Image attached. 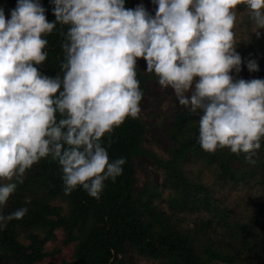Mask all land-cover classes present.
Returning <instances> with one entry per match:
<instances>
[{
	"label": "clouds",
	"instance_id": "clouds-1",
	"mask_svg": "<svg viewBox=\"0 0 264 264\" xmlns=\"http://www.w3.org/2000/svg\"><path fill=\"white\" fill-rule=\"evenodd\" d=\"M17 0L6 18L0 8V206L27 170L42 159L57 162L63 192L82 188L99 199L115 182L126 157L110 159L104 137L138 118L143 91L136 61L143 58L162 88L199 116L204 151L227 148L254 162L264 139V78L234 79L241 71L234 27L238 6L253 34L264 29V0H152L126 8L125 0ZM68 26L61 74L39 71L47 34ZM250 72L258 71L254 60ZM27 212L0 214V230Z\"/></svg>",
	"mask_w": 264,
	"mask_h": 264
},
{
	"label": "trees",
	"instance_id": "trees-1",
	"mask_svg": "<svg viewBox=\"0 0 264 264\" xmlns=\"http://www.w3.org/2000/svg\"><path fill=\"white\" fill-rule=\"evenodd\" d=\"M129 2L125 0V7ZM41 4L46 10L47 20L54 21V6L49 0H41ZM67 27L57 24L52 33L47 34L45 51L48 55L43 64L37 66L40 72L53 77L62 75L60 65L64 53L61 45L64 37L61 33L66 32ZM136 71L139 87L144 92L148 76L140 74L138 69ZM193 119L190 113H181L176 117L170 131L171 157L167 160L158 158L144 148L147 126L139 118H127L110 138L105 136L104 146L109 158L126 157V163L115 182L105 181L99 199L90 197L82 188L65 195L59 165L50 158L42 159L27 170L23 183L18 184L16 191L10 195L14 200L10 212L20 207H26L27 212L0 230V264L42 263L50 256L45 251L46 245L56 239V231L59 229L64 231V245H73L71 260L64 259L59 264H123L120 256L126 252L128 245L140 254L162 260L165 264H213L218 260L228 261V255L218 251L212 242H202L196 235L173 226L163 211L150 204L151 197L149 201L144 200L143 196L148 195L147 192L136 194L135 159L139 157H152L157 166L164 170L174 191L170 200L175 209H188L189 203L204 190L201 185H191L181 168L182 163L188 162L190 155H201L209 162L218 163L224 175L236 177L230 165L234 157L240 159L243 153L235 154L229 150L223 152L219 148L214 152L200 150L197 142L199 124ZM260 143L263 152L261 157L264 158V139ZM41 188L46 191L44 197L38 195L37 189ZM55 198L68 203L67 214H63L62 207L51 205L50 201ZM23 233H26L25 238L30 243L28 246L19 241ZM242 242L247 252L264 258L263 240H257L255 235L244 232ZM198 243L202 248V257L197 251ZM241 254L237 253V256Z\"/></svg>",
	"mask_w": 264,
	"mask_h": 264
},
{
	"label": "rangeland",
	"instance_id": "rangeland-1",
	"mask_svg": "<svg viewBox=\"0 0 264 264\" xmlns=\"http://www.w3.org/2000/svg\"><path fill=\"white\" fill-rule=\"evenodd\" d=\"M41 2V0H40ZM17 0H0V8L4 10L6 18H10V12L16 7ZM143 4L151 13L155 14L156 6L152 0H130L126 8H135ZM238 6L237 20L234 27L236 51L241 56V71L231 74L234 79L264 78V29L260 30V36L253 34L251 22L246 11ZM254 60L258 65V71L250 72L247 62ZM136 66L140 74L147 75V84L140 102L141 112L138 116L147 126L143 145L144 148L161 159H170L169 149L172 145L170 131L173 129L176 117L181 113H190V118L199 121L197 113L188 107L180 105L173 90L162 88L154 72L146 70V61L137 59ZM201 148V146L199 145ZM226 152L227 148H219ZM200 150H203L202 148ZM230 151V150H229ZM262 150H255L252 157L254 162L245 159V153L233 158L230 165L236 177L224 175L220 164L209 162L201 155L192 154L188 162L182 163L184 171L191 185L202 186L204 190L198 198L189 203L188 209L172 208L170 198L174 191L168 183L166 173L152 157H139L136 164V194L147 192L144 200L153 204L157 210L163 211L170 218L172 225L178 229L196 235L202 242H212L218 251L228 255L229 260L214 261L213 264H264L263 257H255V253L243 249L242 236L255 235L256 239L264 241V158ZM38 195L44 197L46 191L37 189ZM203 194V200L201 201ZM13 198L9 197L5 205L0 206V214L11 211ZM52 206L63 208V214L68 212V203L61 198L50 201ZM179 207H183L179 205ZM23 232V231H22ZM23 233L19 241L28 246L30 243ZM64 231H56V239L49 241L46 252L50 254L40 264H59L64 259L71 260L73 245H64ZM125 253L121 254L123 264H165L151 256L137 252L131 246H127ZM199 256H203L201 245L197 244ZM243 251V254L241 252ZM237 253L241 256L238 257ZM237 256V258H236ZM205 259V256L204 258Z\"/></svg>",
	"mask_w": 264,
	"mask_h": 264
}]
</instances>
